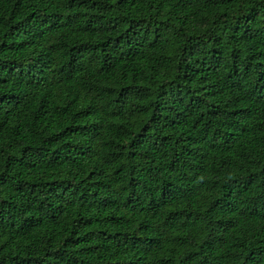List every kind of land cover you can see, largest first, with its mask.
Returning <instances> with one entry per match:
<instances>
[{"label": "trees", "instance_id": "16d2710c", "mask_svg": "<svg viewBox=\"0 0 264 264\" xmlns=\"http://www.w3.org/2000/svg\"><path fill=\"white\" fill-rule=\"evenodd\" d=\"M0 264H264V0H0Z\"/></svg>", "mask_w": 264, "mask_h": 264}]
</instances>
